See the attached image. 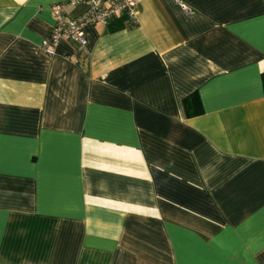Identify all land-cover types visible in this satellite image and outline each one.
Returning a JSON list of instances; mask_svg holds the SVG:
<instances>
[{
  "label": "crops",
  "instance_id": "crops-1",
  "mask_svg": "<svg viewBox=\"0 0 264 264\" xmlns=\"http://www.w3.org/2000/svg\"><path fill=\"white\" fill-rule=\"evenodd\" d=\"M60 1L0 0V264H264V0H137L48 56Z\"/></svg>",
  "mask_w": 264,
  "mask_h": 264
},
{
  "label": "built area",
  "instance_id": "built-area-1",
  "mask_svg": "<svg viewBox=\"0 0 264 264\" xmlns=\"http://www.w3.org/2000/svg\"><path fill=\"white\" fill-rule=\"evenodd\" d=\"M178 2L187 11L185 4ZM81 5L83 11L73 17H66L65 9L69 6ZM137 0H63L53 3L50 10L54 23L48 37L39 43V49L45 55L55 53L62 39H70L78 50L87 52L86 31L89 26L107 25L111 20L125 16L128 22H134Z\"/></svg>",
  "mask_w": 264,
  "mask_h": 264
},
{
  "label": "trees",
  "instance_id": "trees-1",
  "mask_svg": "<svg viewBox=\"0 0 264 264\" xmlns=\"http://www.w3.org/2000/svg\"><path fill=\"white\" fill-rule=\"evenodd\" d=\"M121 18H125V16ZM262 85H264V77H262ZM183 106L187 116H195L202 113V106L197 93H192L184 98Z\"/></svg>",
  "mask_w": 264,
  "mask_h": 264
}]
</instances>
